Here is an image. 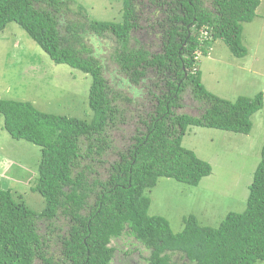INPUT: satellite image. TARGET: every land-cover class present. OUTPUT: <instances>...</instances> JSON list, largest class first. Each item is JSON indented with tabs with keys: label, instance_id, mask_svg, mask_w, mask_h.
Wrapping results in <instances>:
<instances>
[{
	"label": "trees",
	"instance_id": "1",
	"mask_svg": "<svg viewBox=\"0 0 264 264\" xmlns=\"http://www.w3.org/2000/svg\"><path fill=\"white\" fill-rule=\"evenodd\" d=\"M120 2L116 21L92 18L76 0H0V30L16 22L55 63L91 75L93 112L81 119L43 112L30 101L0 98L4 129L41 148L31 190L45 202L36 211L13 191L9 179L0 182V264H113L112 240L126 233L151 250L149 264L264 261V145L246 209L230 211L217 226L190 214L183 230L174 232L165 216L150 214L149 194L160 177L198 186L212 173L209 162L182 145L189 126L251 132L263 94L235 101L219 97L202 82L199 61L218 39L235 56L245 57L243 25L253 21L261 1L148 0L155 12L162 9L156 20L161 50L142 45L134 35L138 2L143 1ZM90 34L113 39L111 59L132 87H145L141 96L124 93L105 77ZM146 78L153 80L146 84ZM187 92L204 107L201 114L178 110ZM135 117L129 141L117 146L114 133ZM55 236L58 254L53 252Z\"/></svg>",
	"mask_w": 264,
	"mask_h": 264
},
{
	"label": "rangeland",
	"instance_id": "2",
	"mask_svg": "<svg viewBox=\"0 0 264 264\" xmlns=\"http://www.w3.org/2000/svg\"><path fill=\"white\" fill-rule=\"evenodd\" d=\"M76 1L82 3L88 15L97 20L117 21L122 14L120 0ZM142 1L138 2L140 20L134 35L142 45L152 50H161L156 20L163 16L162 9L155 12L154 5L148 0ZM260 1L253 21L243 25L242 40L248 48L245 57L235 56L228 45L218 39L212 45V51L201 56L199 61L202 82L207 89L230 101L241 96L255 98L262 93L264 102V0ZM205 4L211 7L209 2ZM66 19L67 16L62 17L60 24ZM91 35L88 40L105 67V77L113 86L117 84L116 88L122 89L124 93L141 96L145 87H132L111 59L113 39ZM150 80L153 78H146V84ZM91 83V75L68 64L55 63L16 22L0 30V98L30 101L43 112L90 119L93 116L89 106ZM183 102L184 106L178 109L181 112L199 115L204 111V107H199L201 103L190 92L185 94ZM149 104L150 99L141 107L145 108ZM136 120V117L130 118L120 131L114 133L117 146L122 148L129 141ZM252 123V130L248 134L189 126L182 145L209 162L212 173L204 177L198 186L160 177L149 193L150 214L165 216L173 231L181 232L186 215L194 214L204 220L203 224L217 226L230 211L243 212L246 209L249 185L262 158L264 104L252 116ZM3 126L4 117L0 113V173L3 174V160H6L3 175L9 179V186L16 194H23L34 210L41 211L45 206L44 199L31 190L38 178L41 148L26 140L12 138ZM38 226L40 232L48 231L43 222L40 221ZM65 231V228L60 229L57 234ZM55 241L57 243H54L53 252L58 254L60 244L56 236ZM111 245L116 249L113 264H149L151 250L132 234L126 233L113 239ZM35 264L43 262L36 260ZM257 264H264V261Z\"/></svg>",
	"mask_w": 264,
	"mask_h": 264
},
{
	"label": "crops",
	"instance_id": "3",
	"mask_svg": "<svg viewBox=\"0 0 264 264\" xmlns=\"http://www.w3.org/2000/svg\"><path fill=\"white\" fill-rule=\"evenodd\" d=\"M208 57L211 58V56H208ZM4 161H6V160H3V165H4L3 170L5 171V166H6L7 164H6V162L4 163ZM4 171H3V174H4ZM3 174L0 173V178L3 180V183H5L6 180H7L8 178H7L6 175H3Z\"/></svg>",
	"mask_w": 264,
	"mask_h": 264
},
{
	"label": "clouds",
	"instance_id": "4",
	"mask_svg": "<svg viewBox=\"0 0 264 264\" xmlns=\"http://www.w3.org/2000/svg\"><path fill=\"white\" fill-rule=\"evenodd\" d=\"M208 55V54H207ZM201 56H203V55H201Z\"/></svg>",
	"mask_w": 264,
	"mask_h": 264
},
{
	"label": "built area",
	"instance_id": "5",
	"mask_svg": "<svg viewBox=\"0 0 264 264\" xmlns=\"http://www.w3.org/2000/svg\"><path fill=\"white\" fill-rule=\"evenodd\" d=\"M205 32V31H204Z\"/></svg>",
	"mask_w": 264,
	"mask_h": 264
}]
</instances>
